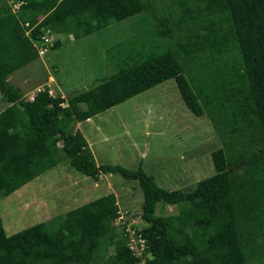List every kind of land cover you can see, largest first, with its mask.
Segmentation results:
<instances>
[{
    "label": "trees",
    "instance_id": "obj_1",
    "mask_svg": "<svg viewBox=\"0 0 264 264\" xmlns=\"http://www.w3.org/2000/svg\"><path fill=\"white\" fill-rule=\"evenodd\" d=\"M8 1L19 5L0 9V98L7 103L0 110V199L67 164L94 179L117 173L136 180L146 225L134 230L144 240L137 255L124 226L117 231L112 192L10 235L0 215V264H264V0ZM140 12L167 39L164 50L123 61L67 97L45 87L27 99L9 81L41 56L38 46L46 53V34L80 39ZM168 79L221 140L211 152L214 172L189 190L159 186L141 164H98L81 131H68ZM167 205L176 212L164 214Z\"/></svg>",
    "mask_w": 264,
    "mask_h": 264
},
{
    "label": "rangeland",
    "instance_id": "obj_2",
    "mask_svg": "<svg viewBox=\"0 0 264 264\" xmlns=\"http://www.w3.org/2000/svg\"><path fill=\"white\" fill-rule=\"evenodd\" d=\"M169 1L158 0V5L165 6ZM18 5L0 0V9L5 6L13 10ZM155 24L147 13L140 12L80 39L45 33L50 39L46 53L12 72L8 79L27 99L45 87L53 95L70 96L113 74L123 61L164 50L167 39L158 33ZM56 40L60 46L53 48ZM6 105L0 98V110ZM77 129L98 164L128 168L141 164L159 186L169 190H189L199 179L212 174L211 152L221 146L208 117H198L186 107L173 79L76 122L68 131ZM111 192L119 210L114 222L117 231L124 226L128 233L126 229L134 231L146 225L141 218L142 191L136 180L117 173L100 174L94 179L67 164L52 167L2 197L0 215L10 235ZM162 212L175 213L176 208L167 205ZM113 251L112 244L106 246L107 257Z\"/></svg>",
    "mask_w": 264,
    "mask_h": 264
},
{
    "label": "built area",
    "instance_id": "obj_3",
    "mask_svg": "<svg viewBox=\"0 0 264 264\" xmlns=\"http://www.w3.org/2000/svg\"><path fill=\"white\" fill-rule=\"evenodd\" d=\"M49 40H50L49 37L44 36L43 41H42L43 46H45ZM36 47H37V45H36ZM38 51H39L40 55H42L45 52V48H43L42 46H40V47L38 46ZM126 230L128 232L126 234L129 238V247L131 249H133L137 255H140L141 250L144 247V244H143L144 240L139 236H135V231H130V229H126ZM142 263H143V261H142Z\"/></svg>",
    "mask_w": 264,
    "mask_h": 264
},
{
    "label": "crops",
    "instance_id": "obj_4",
    "mask_svg": "<svg viewBox=\"0 0 264 264\" xmlns=\"http://www.w3.org/2000/svg\"><path fill=\"white\" fill-rule=\"evenodd\" d=\"M89 119V118H88ZM83 204V203H82Z\"/></svg>",
    "mask_w": 264,
    "mask_h": 264
},
{
    "label": "clouds",
    "instance_id": "obj_5",
    "mask_svg": "<svg viewBox=\"0 0 264 264\" xmlns=\"http://www.w3.org/2000/svg\"><path fill=\"white\" fill-rule=\"evenodd\" d=\"M33 98V97H32Z\"/></svg>",
    "mask_w": 264,
    "mask_h": 264
}]
</instances>
